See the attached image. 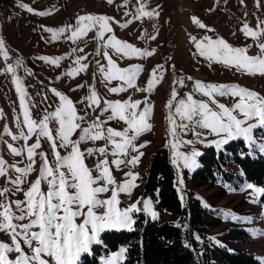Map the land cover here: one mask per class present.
<instances>
[{
    "label": "rangeland",
    "instance_id": "374dc122",
    "mask_svg": "<svg viewBox=\"0 0 264 264\" xmlns=\"http://www.w3.org/2000/svg\"><path fill=\"white\" fill-rule=\"evenodd\" d=\"M21 4L31 7L34 11L29 12L26 8L20 7ZM141 4L145 6V11H154L158 15L137 18V10ZM37 12L48 14L38 15ZM84 14L109 17L112 32L105 33L103 40L95 38L96 29L76 40L68 39L71 35L70 31L58 34V38L53 39V33L48 29L57 30L68 25L74 26L76 17ZM193 17L199 19L207 28L201 29L194 23ZM261 21H264V0H259V4L257 0H243V3L241 0H112L111 3L108 0H0V38L5 41V48L8 52L7 60L0 55V158L5 162L4 167L7 169L6 175L0 176V191L5 188L9 189L5 196H0V201L5 199L23 201L25 199L23 193L39 178L44 158L47 157L50 166L56 164L51 142L40 137L41 146L35 150L33 171L22 177L25 183L21 184L20 190L17 191L16 186L9 182L21 175L15 171V168H22L30 163L27 158V146L37 141L35 134L26 141L12 138L19 136L21 130L27 134V127L22 123L23 111L20 107L16 84L13 82V74L6 71L7 66L11 64L16 68L15 75L20 78L27 92L31 119L35 121L42 120L45 115L54 112L60 106L59 97L52 89H56L70 99L76 108L77 115L84 117L83 121H78L81 128L89 127L93 122H102L105 130L108 127L120 131L127 128L126 122L118 118L108 120L111 111H102V109L107 107L106 102L109 101H140L137 112L146 106L149 107L151 112L147 122L151 128L133 141L136 150L129 146L127 154L113 157L111 152L114 146L107 144L104 139L83 141L79 147L82 152H85L84 162L89 169L93 170V176L97 174L96 163L105 159V156L118 184L129 179L125 173L138 174L135 181L137 186L131 190V193L119 194L118 207L120 209H125L138 201H151L152 210L157 213L156 219H152L150 213L143 210L142 203L138 204L141 208L139 212L151 220L174 221L176 219L174 215L160 211L156 206L155 193L139 195L141 171L147 155L159 146H166L173 159L176 151L190 154L195 149L202 153L208 146L219 150L223 145L217 148L213 142L221 137L211 134L207 129L197 127L195 133H200L197 136L190 127L185 132L178 130L177 134L183 142L177 149L172 147L175 138L171 135V124L168 119L170 113L174 112L176 103L173 101L172 109L168 107V102L172 98V90L175 89L179 93L177 100L186 98V94L192 93L194 99L208 102L213 110L218 109L215 104L211 103L209 97L194 92L196 81L205 84L239 85L264 97V76L249 75L244 71L225 67L221 63L209 62L206 58L199 56L191 37H196L197 40H202L205 35L213 39L223 38L231 46L247 47V54L256 56L259 53L257 44L264 43V34L258 39H253L245 36L241 29L244 24L253 30H257L258 25L264 28V24H260ZM112 35L137 49L150 51L152 55L124 56L116 53L110 47L104 46L108 37ZM104 52H108L120 69L140 66L141 70L132 87L119 79H106L105 73L100 71L101 66L105 71L110 70ZM40 57L62 59L59 63L53 64L50 59L42 60L39 59ZM78 57L82 58L80 65L86 64L87 67L75 76L69 75L68 73L73 69L80 67L75 63ZM17 61L20 62L19 66H17ZM189 77L191 79H188ZM154 78L156 82L151 91H148V82ZM181 79L184 81L183 87L179 84ZM113 87H124L126 91L112 93L109 89ZM93 89L100 99V105L89 107L88 101L84 98L90 96ZM238 99L239 97L215 96L218 104H224L229 108ZM176 120L177 123L180 122L179 117H176ZM249 123H255V121L252 120ZM58 127L57 121L49 120V129L53 130L54 136V130ZM5 128L8 129L7 133H5ZM262 131L263 129L259 127L253 130L254 143L251 146L242 137L237 138L244 142L247 153L251 156L264 157V152L260 151L261 145H264ZM80 134L81 130L77 129L71 139L73 141L79 139ZM131 134L129 132V135ZM187 141H192V143H186ZM57 145H59L58 139ZM140 145L144 146L139 147ZM9 146L23 151L20 155H16L12 153ZM103 146L108 149L105 155L99 153L87 155V149H98ZM57 151L64 156L70 149L58 146ZM41 152L44 156L39 155ZM141 152L143 155L140 156L137 164L128 163L133 156ZM116 158L125 161L118 169L111 163ZM178 164L179 167L173 165L179 198L189 194L193 197L197 196L203 211L202 227L193 232L190 238V247L196 257L200 259L202 250L206 248L209 260L216 263L219 255L215 247L223 245L228 251L250 253L262 264L264 235L261 233H264V195L253 196V190L247 189L245 185L250 183L255 187L264 188V183L255 184L245 179L238 166L230 158L226 159L223 170L230 172L232 177L216 182L192 180L190 174L195 169L184 168L182 161H178ZM178 179H183V185L177 183ZM41 188L44 192L48 190L44 181L41 182ZM100 195L102 199H107L111 192ZM205 204L208 207H205ZM218 210H228L241 219L225 218ZM97 211L102 212L103 210L98 209ZM137 213L132 214L133 219ZM27 222V220L23 221V223ZM77 222L79 223L80 219ZM253 232L257 234L253 235ZM0 242L11 244L10 236L0 232ZM21 246L26 253L30 254V249L26 245L22 243ZM96 246H101V243L93 244L88 255L94 254L99 264H103L105 259L123 248L120 246L114 251H103L101 247L95 250ZM17 255L12 252L8 254V257L15 260ZM44 258L49 260V264H54L50 257L45 256Z\"/></svg>",
    "mask_w": 264,
    "mask_h": 264
},
{
    "label": "snow or ice",
    "instance_id": "6c2138e0",
    "mask_svg": "<svg viewBox=\"0 0 264 264\" xmlns=\"http://www.w3.org/2000/svg\"><path fill=\"white\" fill-rule=\"evenodd\" d=\"M108 2L111 3L112 0H108ZM241 3H243V0H241ZM257 4H259V0H257ZM20 7L26 8L29 12L34 11L31 7L24 4H21ZM144 9L145 6L141 4L137 10V18L154 14L158 15L154 11H145ZM36 14L46 15L48 13L37 12ZM109 20L110 18L104 15L84 14L76 17L74 26L68 25L65 28L48 29V31L53 33V39L58 38V34L70 31L71 35L68 39L76 40L87 35L89 31L96 29L95 38L103 40L105 33L112 32ZM193 21L201 29L207 28L199 19L193 17ZM260 24H264V21H261ZM124 26L126 27V25ZM241 31L245 36L253 39H258L264 34V28H260L259 25L257 30H253L247 24H244ZM152 39H155V37H152ZM191 39L195 42L199 56L206 58L209 62L221 63L225 67L235 68L249 75L259 74L264 76V43H258L259 53L256 56H250L247 54V47L231 46L223 38L213 39L205 35L202 40H197L196 37H191ZM104 46L106 48L110 47L116 53L124 56L152 55V52L137 49L131 44L118 40L114 35L108 37ZM0 55L5 60L8 59L5 41L2 38H0ZM104 55L107 57L110 70L105 71L104 67L101 66L100 71L105 73L106 79H119L129 87H132L137 74L141 70L140 66L120 69L111 59L108 52H104ZM39 59H50L51 63L57 64L62 58L40 57ZM81 59V57H78L75 63L80 65ZM19 64L20 62L17 61V66ZM86 67V64L80 65V67L73 69L68 74L75 76ZM6 71L13 74V82L16 84L20 107L23 111L22 123L27 127V134L21 130L19 136H13L12 138L26 141L33 134L37 136L36 143L27 146V158L30 163L25 167L15 168V171L21 175L9 182L16 186L17 191L20 190L19 186L25 183L22 177L33 171L35 150L41 146L40 137L51 142V149L56 158V164L50 166L47 157L44 158L39 178L23 193L25 196L23 201H8L7 199L0 201V232L8 234L11 239V244L0 242V264H49V260L45 259V256L50 257L54 264H80L82 254L90 253L93 244L101 243L100 234L102 232L106 230H133L135 221L132 214L141 211L138 204L142 203L143 210L149 212L152 219L157 218V213L152 210L151 201H138L125 209L118 207L119 194L131 193V190L137 186L135 181L138 174L127 172L125 176L129 177V179L118 184L112 175L109 161L105 156V159L96 163L95 171L97 174L93 176V170L89 169L84 162L85 152H82L79 147L83 141L104 139L107 144L114 146L111 152L113 157L127 154L129 146L136 150L133 141L151 128V125L147 122L151 112L149 107L146 106L143 110L137 112L136 109L140 105V101H109L106 102L107 107L102 109V111L110 110L111 115L108 116V120L118 118L120 121L126 122L127 128L120 131L108 127L105 130L102 122H93L89 127L81 128V124L78 121H83L84 117L77 115L76 108L70 99L56 89H52L55 95L59 97L60 106L54 112L45 115L42 120L35 121L31 119L27 92L20 78L15 75L16 68L9 64ZM188 79H191V77ZM155 82V78L148 82V91H151ZM179 84L181 87L184 86L183 79L179 81ZM109 91L118 93L126 91V89L124 87H113ZM194 92L209 97L211 103L215 104L218 110H213L208 102L194 99L192 93L186 94V98L177 100L179 93L173 89L168 107L172 109L173 101H176V103L174 112L170 113L168 119L171 124V135L175 138V142L172 144L174 149H177L180 143L183 142L177 134L178 130L185 132L190 127L197 136L200 133H195V129L199 127L221 137L218 141L213 142L217 148L227 144L229 140L241 137L251 146L254 143L253 130L258 127L264 129V97H261L259 93L239 85L205 84L200 81L195 82ZM217 95L239 97V99L229 108L216 102L215 96ZM84 99L88 101L89 107L100 105V99L94 89L91 95ZM176 117H179V123H177ZM50 119L57 121L59 125L54 130L55 136L53 135V130L49 129ZM97 120H99V117H97ZM252 120L255 123H249ZM77 129L81 130V134L79 139L73 141L71 137ZM7 132L8 129L5 128V133ZM129 132L132 134L129 135ZM57 139L59 140V145H57ZM186 143L190 144L192 141H187ZM58 146L70 149V151L67 155L61 156L59 151H57ZM143 146L140 145L139 147ZM9 147L12 153L16 155H20L23 151L12 146ZM107 151L106 146L86 150L87 155L95 153L105 155ZM260 151L264 152V145H261ZM39 155L44 156V153L41 152ZM142 155L143 153L141 152L133 156L128 163L137 164ZM200 155L201 153L195 149L190 154L176 151L171 162L179 167L178 161H182L184 168L192 170L198 167L196 158ZM111 163L118 169L125 161L116 158ZM4 165L5 162L0 158V176L7 173ZM42 181L47 184V192H44L41 188ZM177 183L183 185V179H178ZM245 187L253 190V196L257 194L264 195V188L255 187L250 183L246 184ZM109 191L111 192L110 197L102 199L100 194L108 193ZM7 192H9L8 188L3 189L0 191V196H5ZM205 207H208V205L205 204ZM98 209L103 211L98 212ZM218 211L225 218L241 219L228 210ZM78 219H80L79 223L77 222ZM25 220L28 222L23 223ZM256 234L253 232V235ZM261 235H264V233H261ZM22 243L30 249V254L24 251L21 246ZM220 246L223 247V245ZM126 251L127 249H120L118 253H114L111 257L105 259L103 264H119L120 261L125 259L124 253ZM12 252L18 254L15 260H11L8 257V254ZM258 264H260L259 261Z\"/></svg>",
    "mask_w": 264,
    "mask_h": 264
},
{
    "label": "trees",
    "instance_id": "16d2710c",
    "mask_svg": "<svg viewBox=\"0 0 264 264\" xmlns=\"http://www.w3.org/2000/svg\"><path fill=\"white\" fill-rule=\"evenodd\" d=\"M227 158L238 166L245 179L255 184L264 183V157L249 155L241 139L231 140L219 150L208 146L197 157L198 167L190 174V179L216 182L231 178L232 174L223 170ZM171 161L170 150L166 146L156 147L147 155L141 171L139 195L155 193L159 210L174 215L176 219L151 220L138 212L134 215L132 231L102 232L101 246H96L95 250L101 247L103 251H114L123 246L127 251L121 264H258L250 253L232 252L224 247H215L219 255L216 263L209 260L206 248L202 250L200 259L196 257L190 247V238L202 227L204 217L200 199L191 194L179 198L176 172ZM80 264L99 262L94 254H84Z\"/></svg>",
    "mask_w": 264,
    "mask_h": 264
}]
</instances>
